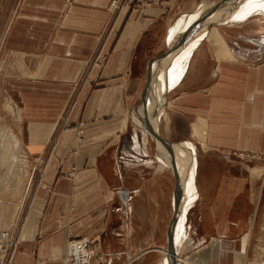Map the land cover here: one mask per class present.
<instances>
[{
    "label": "crops",
    "instance_id": "crops-1",
    "mask_svg": "<svg viewBox=\"0 0 264 264\" xmlns=\"http://www.w3.org/2000/svg\"><path fill=\"white\" fill-rule=\"evenodd\" d=\"M124 1L112 13L111 0H0L2 108L6 101L15 113V130L5 132L33 166L42 158L47 167L33 184L11 264H60L69 235L98 240L107 264H187L179 262L186 249L197 264H247L264 163L223 153H264V10L229 18L247 2L234 0L204 28L220 0ZM213 26L234 58L217 57L207 38ZM170 41L178 44L156 66L147 120L139 119L133 108L148 62ZM155 85L163 86L160 110ZM154 117L169 147L146 131ZM170 165L183 195L174 255L165 252L176 192ZM256 166L259 175L250 171ZM4 182L0 176V198H19L16 183L6 191ZM4 205L0 227L19 207Z\"/></svg>",
    "mask_w": 264,
    "mask_h": 264
},
{
    "label": "rangeland",
    "instance_id": "rangeland-1",
    "mask_svg": "<svg viewBox=\"0 0 264 264\" xmlns=\"http://www.w3.org/2000/svg\"><path fill=\"white\" fill-rule=\"evenodd\" d=\"M246 1L247 2H244V3L241 2V4L238 7H236L235 12L231 13L228 17L229 18L230 17H236L235 19L242 20V19H245L250 14H253L255 12L256 13L263 12L264 0H249V1H251L250 3L248 2V0H246ZM232 4H233V2L229 4L230 10L232 9V7H231ZM117 10L118 9L113 10L112 13H115ZM168 76L170 79L169 82L171 83V79L173 78L172 77L173 71L170 70ZM156 89H158V90H156ZM162 90H163V86L157 87L155 85L153 87L155 97H158V98H156V100L152 104V106L155 107L156 109L158 108V106H160V103H161L160 100H161L162 95H163ZM6 98L7 97H4V93L0 89V131L1 132H2V130L4 131L3 134L2 133L0 134V161H1L0 162V176L7 175V176H5V182H4V188L6 191H8V189H11V187H13L14 184L16 183L15 186L16 187L18 186L16 188V190H18L20 188V197L19 198L18 197L11 198L9 196H4V197L0 198V202H4V204H5L4 207L6 209L9 208V209L14 211L15 206L12 205L13 203H16L19 206L18 208H16L17 212L15 213L13 221H12V217L9 213H4V219L3 220L5 223V226L4 227L1 226L0 231L5 232V231L9 230V234H11V232L14 233V231H15V233L18 237V234L20 232L19 229L21 226L20 224H21V221L23 219L25 209L28 205V201L30 198L32 187H33V184L35 183V179L37 180V182H40L41 178L43 177V175L46 172L47 167L45 166V163H43L44 161L43 162L41 161L42 158H41L40 162H38V164L33 166L31 163L32 160L26 154L25 149L23 148L21 142H19L20 145L15 150L13 149L14 148V145H13L14 142H11V140L8 139L9 136H8L7 132H9V130L7 128H10L9 127V124H10V126L13 127V129H14V126H15L14 121H13L14 117L12 118V116L15 113L12 111L13 105L11 103L6 102V101H5V108L7 109L8 112L2 108V103L4 102V100ZM164 119H166V118H164ZM152 121H154V124L156 126V124L158 122L156 117L152 118ZM165 121L166 120H164V122ZM159 122H160L162 127L165 126L163 124L164 122L161 121V115H160ZM134 124H135V122H134ZM135 125H137V124H135ZM61 129H62V127L59 128V130H57L51 136V138H50L51 142H57L60 140L61 137L59 138V136H60ZM5 131H7V132H5ZM5 134H6V136H5ZM74 136L78 137L79 135L74 134ZM164 139H166V138H164ZM203 148H204V146H203ZM12 151H14V155H16L15 159L18 161V163L15 165H13V164L10 165L11 163L6 165V163H8L7 160L10 159V156L13 157V155H10ZM261 154H262V158H260V159L248 158L245 160H247L249 162H262V163H264V158H263L264 153H261ZM24 156L28 157L29 165H28L27 161L24 162L26 159ZM22 159L24 161H22ZM37 161H39V160H37ZM250 171L253 175H259L263 171V169H262V167L256 166V167L250 168ZM7 184H8V186H7ZM261 207L262 208H261V214H260L259 220H258V225L256 226V229L254 230V235L252 237L251 244L249 246L247 264H251V263L252 264H256V263L257 264H264V190L261 193ZM1 229H3V230H1Z\"/></svg>",
    "mask_w": 264,
    "mask_h": 264
},
{
    "label": "built area",
    "instance_id": "built-area-1",
    "mask_svg": "<svg viewBox=\"0 0 264 264\" xmlns=\"http://www.w3.org/2000/svg\"><path fill=\"white\" fill-rule=\"evenodd\" d=\"M126 4L124 0H111L109 8L111 11L119 10ZM223 157L226 159H260L262 154L260 152L232 149L225 151ZM17 243L15 231L14 233L11 232V234H9V230L5 231V234L3 232L0 233V264H11ZM60 264H107V262L104 253L100 251L98 240L94 243L88 237H72L69 235L66 252Z\"/></svg>",
    "mask_w": 264,
    "mask_h": 264
},
{
    "label": "water",
    "instance_id": "water-1",
    "mask_svg": "<svg viewBox=\"0 0 264 264\" xmlns=\"http://www.w3.org/2000/svg\"><path fill=\"white\" fill-rule=\"evenodd\" d=\"M230 2V0H220V1H212L211 4H214L215 7H217L216 9L210 10L208 11V13H206V15L208 16L207 19H205L204 22V28L208 25H210V23H213L214 21L209 19V15L212 14L213 12H215L216 10L222 9L223 7H225L226 5H228ZM201 25H199L200 27ZM198 27V28H199ZM178 43L170 41L167 45V48L161 52L160 54L153 56L150 58L149 62H148V67H147V75H146V82L144 84V87L140 93V98L138 103L134 106L133 108V114L141 119L140 117V113H142V115L144 116V119L147 120L146 117V113H147V103L149 100V96H150V91H151V85L153 82V78H154V74H155V68L156 66L160 63L162 58L167 57L170 53H172V51L174 50L175 46H177ZM155 65V67H154ZM143 119V120H144ZM144 127H146V131L148 132V134L150 135L151 139L154 140L157 143H161L163 145H166L167 147H169L170 145H172L173 143H171L170 141H168L167 139H164L163 137H161L157 130H154L151 126H149L148 123H146V121H144ZM170 167L173 169V172L175 174L176 177V192H175V197H174V209H173V214L172 217L170 219L169 225H168V245H167V252L174 255V249H173V231L178 219V215H179V207H180V203L183 199V195H182V182H181V178L178 175L177 171L174 169L173 166L170 165Z\"/></svg>",
    "mask_w": 264,
    "mask_h": 264
},
{
    "label": "bare ground",
    "instance_id": "bare-ground-1",
    "mask_svg": "<svg viewBox=\"0 0 264 264\" xmlns=\"http://www.w3.org/2000/svg\"><path fill=\"white\" fill-rule=\"evenodd\" d=\"M234 0H230V2H229V4L230 3H232ZM226 7V6H225ZM224 18V17H223ZM225 19V18H224ZM218 22H220V21H218ZM210 27V26H209ZM207 38H209L211 41H212V45L214 46V48H215V51H216V54H217V57H231V58H234L233 57V55L231 54V52H230V50H229V47H228V45H227V43H226V41H225V39L223 38V36L221 35V32H220V30L217 28V27H212L210 30H209V33H208V37ZM219 59V58H218ZM222 59V58H221ZM225 59V58H224ZM158 87V86H157ZM156 90H158V89H156ZM154 92V91H153ZM160 92V91H159ZM153 94V93H152ZM162 115V114H161ZM163 116H164V118H166V113H164L163 114ZM150 120V119H149ZM149 126H151L154 130H155V124H154V121H149ZM8 134V133H7ZM5 136H6V134H5ZM8 136H9V134H8ZM7 136V137H8ZM3 137V136H2ZM6 139V138H5ZM8 139L9 140H11V137L9 136L8 137ZM12 142V141H11ZM15 145V144H14ZM17 145V144H16ZM204 145V144H203ZM8 147V146H7ZM3 148V147H2ZM5 148V147H4ZM15 148H16V146H14V150H15ZM10 155H13V157L12 156H10ZM9 156H10V158L11 159H14V158H16V155H14V151H12L11 152V154H10ZM22 157V156H21ZM5 158V157H4ZM2 159V158H1ZM22 161H24L23 159H22ZM1 162V161H0ZM6 165H7V163H6ZM10 165H12V164H10ZM2 166V165H1ZM9 167V166H8ZM159 167H164L163 165H160ZM19 175V174H18ZM5 176H7V175H5ZM7 178V177H6ZM11 183V182H10ZM15 183V182H14ZM7 186H8V184H7ZM9 209V208H8ZM1 230H3V229H1ZM4 233L5 234V232L4 231H0V233ZM198 248V247H197ZM187 250V249H186ZM186 250H183V251H181L180 250V254H179V258H180V260H179V262H181V263H187V264H197V263H194V262H191L190 260H189V258L187 257L188 255H186L185 254V251ZM188 251V250H187ZM165 252H167V251H165ZM164 252V253H165ZM166 254H168V253H166ZM261 263V262H260ZM252 264V263H251ZM257 264V263H256Z\"/></svg>",
    "mask_w": 264,
    "mask_h": 264
}]
</instances>
